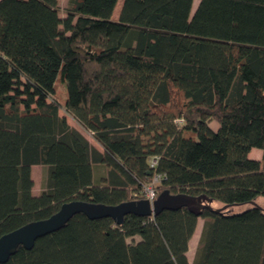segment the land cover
<instances>
[{
    "label": "trees",
    "instance_id": "1",
    "mask_svg": "<svg viewBox=\"0 0 264 264\" xmlns=\"http://www.w3.org/2000/svg\"><path fill=\"white\" fill-rule=\"evenodd\" d=\"M119 1L0 0V238L72 201L141 200L156 176V197L211 209L77 214L4 264H264V0H124L115 21Z\"/></svg>",
    "mask_w": 264,
    "mask_h": 264
},
{
    "label": "water",
    "instance_id": "2",
    "mask_svg": "<svg viewBox=\"0 0 264 264\" xmlns=\"http://www.w3.org/2000/svg\"><path fill=\"white\" fill-rule=\"evenodd\" d=\"M211 201L206 197H190L187 195H171L162 192L153 204L148 200H135L117 206L72 201L61 206L59 211L48 219L31 222L0 238V263H7L19 247L32 250L38 239L64 228L77 214H84L90 220L111 218L117 225H122L125 216L134 214L148 217L164 210L187 208L200 215L203 209H211ZM220 210H217L219 212Z\"/></svg>",
    "mask_w": 264,
    "mask_h": 264
},
{
    "label": "rangeland",
    "instance_id": "3",
    "mask_svg": "<svg viewBox=\"0 0 264 264\" xmlns=\"http://www.w3.org/2000/svg\"><path fill=\"white\" fill-rule=\"evenodd\" d=\"M123 1L124 0H120L117 7H116V12H115V16L119 17L118 15H116L117 13H120L121 7L123 5ZM200 0H195L194 2V6H193V12L195 11V9L197 8V5L199 3ZM59 6H60V14L62 17L66 16V12L69 8V0H59ZM118 20V19H117ZM55 98L57 99V101H59L62 105L65 103V98H66V90L65 87L61 84L58 85V90L57 93L55 95ZM60 115L63 117H67V121L70 125L75 126L76 128H80V130L90 139V141H92L95 144V141L93 140V138L91 137V135L85 131L84 129H82L81 127H79V124L69 115H66L64 111H60ZM211 127L214 130H217L219 128V124L216 122L211 123ZM96 147H98L99 149L101 148L99 145L96 144ZM45 169L41 166H37L35 168H33L32 170V178L34 180V188H33V193L37 194L38 192H40L41 188L43 187V183H44V179H45ZM202 226H203V220L200 219L198 221V226L197 229L195 231V234L190 242V248H189V252H190V256H194L195 252H196V248H197V244L199 241V237L201 234V230H202ZM139 238H137L138 240Z\"/></svg>",
    "mask_w": 264,
    "mask_h": 264
},
{
    "label": "built area",
    "instance_id": "4",
    "mask_svg": "<svg viewBox=\"0 0 264 264\" xmlns=\"http://www.w3.org/2000/svg\"><path fill=\"white\" fill-rule=\"evenodd\" d=\"M156 163H157V161H156L155 159H153V160L151 161V165H152V166H155ZM159 180H160V177H159V176H156V177L154 178L153 183H157V182H159ZM153 183H152L151 185L145 187L144 193L142 194V197H141V200H142V199H144V200H148V201H150L151 204H153V202H154V201L156 200V198H157V197H156L155 189H154V187H153V185H154Z\"/></svg>",
    "mask_w": 264,
    "mask_h": 264
},
{
    "label": "crops",
    "instance_id": "5",
    "mask_svg": "<svg viewBox=\"0 0 264 264\" xmlns=\"http://www.w3.org/2000/svg\"><path fill=\"white\" fill-rule=\"evenodd\" d=\"M115 12H114V14L112 16V19L116 21L118 19V17L115 16ZM118 14H120V13H117L116 15H118ZM78 129H80V128H78ZM249 157L251 159L260 161V160H262V157H263V151L260 150V149L254 148V149L251 150V152L249 154ZM35 167H37V166H35ZM35 167H33V168H35ZM33 168H32V170H33ZM38 194H39V192L36 195H38ZM187 256H188L189 261L192 262L193 259H194V256H190V252L189 251L187 253Z\"/></svg>",
    "mask_w": 264,
    "mask_h": 264
}]
</instances>
